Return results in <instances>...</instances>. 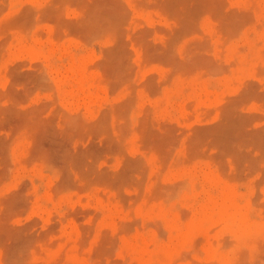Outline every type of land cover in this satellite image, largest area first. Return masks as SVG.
Segmentation results:
<instances>
[{
  "label": "rangeland",
  "instance_id": "rangeland-1",
  "mask_svg": "<svg viewBox=\"0 0 264 264\" xmlns=\"http://www.w3.org/2000/svg\"><path fill=\"white\" fill-rule=\"evenodd\" d=\"M0 264H264V0H0Z\"/></svg>",
  "mask_w": 264,
  "mask_h": 264
}]
</instances>
